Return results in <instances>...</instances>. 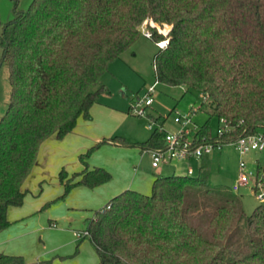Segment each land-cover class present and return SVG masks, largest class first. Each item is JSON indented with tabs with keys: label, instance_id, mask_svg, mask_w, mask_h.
I'll use <instances>...</instances> for the list:
<instances>
[{
	"label": "trees",
	"instance_id": "1",
	"mask_svg": "<svg viewBox=\"0 0 264 264\" xmlns=\"http://www.w3.org/2000/svg\"><path fill=\"white\" fill-rule=\"evenodd\" d=\"M14 13L7 22L0 17L11 84L0 118V230L11 224L10 207L24 203L42 143L72 132L80 116L92 118L91 107L108 92L102 75L146 20L171 25L155 54L156 81L194 91L200 107L220 121L215 135L209 121L201 125L194 142H229L264 130V0H33ZM149 29L156 44L164 39ZM164 136L155 127L131 144L103 137L80 154L81 170L60 171L65 192L112 179L107 168L88 164L102 145L145 151L162 146ZM256 173L264 181V164ZM78 232L89 237L98 264H264V203L247 214L242 195L213 183L205 165L196 176L156 174L149 193L124 189ZM0 264L29 262L2 252Z\"/></svg>",
	"mask_w": 264,
	"mask_h": 264
},
{
	"label": "rangeland",
	"instance_id": "2",
	"mask_svg": "<svg viewBox=\"0 0 264 264\" xmlns=\"http://www.w3.org/2000/svg\"><path fill=\"white\" fill-rule=\"evenodd\" d=\"M32 2L33 0H0L2 21L7 22L14 18L16 6L19 9L28 10ZM145 25L148 28L155 26L163 35L164 39L161 41L166 40L169 32L167 28L171 29L170 24H160L153 20H149ZM144 29L145 27L141 28L140 36L120 57L110 62L108 70L102 75V82L108 88V92L100 93L98 98L113 108L109 123L104 126L96 122L87 125L82 121L83 116H80L74 130L47 149L45 175L43 170H38L36 167L34 177L27 180L30 191L19 207L31 208L33 204L34 206L37 204L38 207L19 217L11 214L10 221L13 225L19 223L24 225L21 233L24 235L19 234L20 239L24 241L19 253L26 256L29 264H36L38 260H49V264H98L99 256L89 237L79 240L74 235V231L84 230L87 218L93 217L97 209L126 188L118 189L106 199L102 195L97 200L98 197L92 198L96 194L95 189L84 188L86 192L73 189L66 193L65 186L59 177L63 168L69 174L82 169L80 154L86 152L88 147L99 140L93 139L95 131L102 130L107 133L101 137L119 135L130 144L143 141L151 135L155 127H160L159 121L149 117V114L154 117L165 116L162 125L167 132L177 134L185 130L190 140L200 142L195 138L196 132L207 121L213 135L219 130V119L210 115L209 107H200L199 98L194 91H186L181 85H169L158 81L156 83L155 54L159 51V47L145 34ZM1 32L0 25V34ZM2 55L3 48L0 44V118L7 109L11 91L9 68L2 61ZM154 83L156 86L152 93V104L146 107L145 114L135 113L134 107H131L132 103L135 104L137 96H143ZM185 114L191 115L192 121L189 124L183 125L175 121L176 116ZM151 123L153 127H150ZM94 158L97 162H93ZM244 158L249 169L256 172L258 166L256 159H259L261 165L264 164V150L251 151ZM240 160L241 156L236 146L224 144L222 149H215L200 159L192 158L189 163L173 161L162 163L160 167H153L148 151H141L137 146L110 144L97 149L88 158V164L107 168L112 173L110 184L114 181L120 183L126 176L132 177L135 173L141 172L152 176L159 173L162 175L185 174L188 165H192L194 170L192 175L196 176L199 173V167L205 165L211 172L213 183L225 184L232 188L239 178ZM253 184L252 178L248 186L243 185L237 191L242 195L247 214H250L260 203H264L250 189ZM151 188L152 182L146 193L151 192ZM57 231H64L63 235L59 237ZM77 248L79 250L75 254Z\"/></svg>",
	"mask_w": 264,
	"mask_h": 264
},
{
	"label": "built area",
	"instance_id": "3",
	"mask_svg": "<svg viewBox=\"0 0 264 264\" xmlns=\"http://www.w3.org/2000/svg\"><path fill=\"white\" fill-rule=\"evenodd\" d=\"M148 22L146 20L142 27L147 36H151L152 32L148 28L145 23ZM168 40L158 41V46H165ZM157 83V81H156ZM156 83L148 88V90L143 94V96H137L136 103L134 104V111L137 114L143 115L146 112V107L151 105L153 102L152 93L155 89ZM175 121L182 123L183 125L189 124L191 120L190 114L179 115L175 117ZM225 122L222 120V123ZM158 127L160 130L165 131L164 136V144L160 147H152L148 148V151L151 155V163L153 167H159L162 163H170L173 161H190L192 158H202L206 155H209L215 149H222L224 144H232L235 145L237 150L240 153V173L237 183L233 185L234 191H239L240 187L245 185H249L252 178L255 179V183L253 184V192L257 195V197L264 201V181L262 180V176L258 177L257 173L252 169H249L247 166V162L245 160V155L251 151H262L264 150V132L258 131L254 134L240 136L237 139L229 142H203L198 143L194 142V140H190L187 137L186 131L182 130L180 133H170L167 132L162 124H159ZM150 127H153V123L150 124ZM221 132V130H220ZM194 172L192 166L187 167V174L192 175ZM254 186H257L254 189ZM87 234V232H85ZM79 236V232H78Z\"/></svg>",
	"mask_w": 264,
	"mask_h": 264
},
{
	"label": "crops",
	"instance_id": "4",
	"mask_svg": "<svg viewBox=\"0 0 264 264\" xmlns=\"http://www.w3.org/2000/svg\"><path fill=\"white\" fill-rule=\"evenodd\" d=\"M111 109H113L112 106H110L109 104H106L105 102L101 101L98 98V101L96 103H94L93 106L91 107L92 118L86 119L83 117L82 121L85 122L87 125L94 124L96 122V123L104 126L107 123H109V121L111 120ZM104 133L107 134L106 132H103L102 130L95 131L93 139L94 140H97V139L101 140L103 137H107V136L101 137ZM58 140H60V139L57 138V136L53 135L42 143L40 150H39L38 159L36 161V164L33 168L32 173L28 179H32L34 177V175H35L34 170L36 169V167H38V170H43V173L45 175L46 169H47L46 168L47 167V159H48L47 149H50L49 148L50 145L58 142ZM99 140H97V141H99ZM89 143H90V141H89ZM89 143H87V145ZM104 145L106 146V145H110V144H104ZM256 160H257L256 164L259 165L260 164L259 159L257 158ZM93 162H97V160L94 158ZM183 162H185V161H183ZM187 162L189 163L191 161H187ZM170 163H172V162H170ZM93 166H95V165H93ZM93 166H91V167H93ZM98 166H101V165H98ZM188 166H192V165H188ZM83 167H84V165H83ZM187 167H186V170H187ZM137 174L135 173V175H133L132 177L126 176V178L123 179L120 183H117L116 181H114L113 183L110 184L109 183L111 181L110 180L109 182L102 184L100 186H97L95 188H89V189H95L96 190V194L92 198L97 199V197H98L97 200H99L101 198V196L103 195L106 199V198L110 197L112 195V193H114L118 189H120V188L124 189V187L128 188L129 186L136 187L135 189L142 191V192H146L148 190L150 183L153 182L154 175L153 176L149 175V173H146V172L145 173L141 172V173H137ZM159 174H161V173H159ZM253 180L255 183L254 178H253ZM116 184H117V186H116ZM25 187L28 189V192H29L30 187L27 186V181L25 183ZM84 188H88V187L77 186L73 189H79L80 192H86V191H84ZM250 189L253 192V186H251ZM37 207H38L37 204L35 206L33 204V206L31 208H28V207L22 208L19 206H12L9 209V219H10L11 214L14 215L15 217H19V216H22L24 214H27L28 212L36 209ZM43 226H45V225H43ZM23 230H24V225L22 223H19L17 225H13L11 223L7 228L0 230V253L5 252V253H9V254H22V253H19V249H21L23 247V244H24L23 243L24 241H22L20 239V236L24 235V234H21ZM78 230L74 231V235L77 238H78ZM62 232H64V231H61V232L57 231L59 237H61L63 235ZM19 234H21V235H19ZM78 239L82 240L83 238L82 239L78 238ZM22 255H24V254H22ZM38 262H39V260L36 263H38Z\"/></svg>",
	"mask_w": 264,
	"mask_h": 264
}]
</instances>
